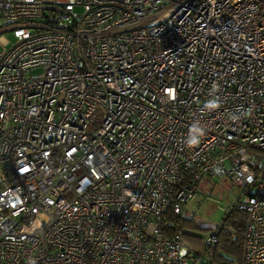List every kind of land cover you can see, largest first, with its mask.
<instances>
[{
	"label": "built area",
	"instance_id": "obj_1",
	"mask_svg": "<svg viewBox=\"0 0 264 264\" xmlns=\"http://www.w3.org/2000/svg\"><path fill=\"white\" fill-rule=\"evenodd\" d=\"M0 264H216L205 175L264 264V0H0Z\"/></svg>",
	"mask_w": 264,
	"mask_h": 264
},
{
	"label": "rangeland",
	"instance_id": "obj_2",
	"mask_svg": "<svg viewBox=\"0 0 264 264\" xmlns=\"http://www.w3.org/2000/svg\"><path fill=\"white\" fill-rule=\"evenodd\" d=\"M9 44L14 42L11 31L0 32ZM2 47L0 46V51ZM241 195V189L232 185L227 179L220 176L205 175L200 183L199 189L191 201L186 204L185 214L193 218L194 224L189 233L201 238L210 232L208 228H214L225 216L227 208ZM190 240H186L189 245Z\"/></svg>",
	"mask_w": 264,
	"mask_h": 264
},
{
	"label": "trees",
	"instance_id": "obj_3",
	"mask_svg": "<svg viewBox=\"0 0 264 264\" xmlns=\"http://www.w3.org/2000/svg\"><path fill=\"white\" fill-rule=\"evenodd\" d=\"M246 214L243 210L238 209L235 204H231L225 213V216L214 228H208V231L217 229L219 231L218 242L211 251L216 264H238L241 260L242 250V232ZM173 221L179 223L180 227L190 231L194 221L187 216L175 218ZM184 241L190 240V245L197 249L205 250L206 248L201 241V237L189 233L184 236Z\"/></svg>",
	"mask_w": 264,
	"mask_h": 264
},
{
	"label": "water",
	"instance_id": "obj_4",
	"mask_svg": "<svg viewBox=\"0 0 264 264\" xmlns=\"http://www.w3.org/2000/svg\"><path fill=\"white\" fill-rule=\"evenodd\" d=\"M199 264H206V262H204V261H200V263Z\"/></svg>",
	"mask_w": 264,
	"mask_h": 264
},
{
	"label": "crops",
	"instance_id": "obj_5",
	"mask_svg": "<svg viewBox=\"0 0 264 264\" xmlns=\"http://www.w3.org/2000/svg\"><path fill=\"white\" fill-rule=\"evenodd\" d=\"M185 216H186V214H185ZM190 245V244H189ZM197 249V248H196Z\"/></svg>",
	"mask_w": 264,
	"mask_h": 264
}]
</instances>
